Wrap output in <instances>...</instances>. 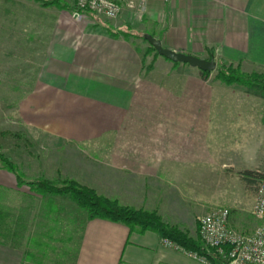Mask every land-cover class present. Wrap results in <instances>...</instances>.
Returning <instances> with one entry per match:
<instances>
[{"label": "crops", "instance_id": "0c3cea01", "mask_svg": "<svg viewBox=\"0 0 264 264\" xmlns=\"http://www.w3.org/2000/svg\"><path fill=\"white\" fill-rule=\"evenodd\" d=\"M59 1L65 7L0 0L2 74L33 84L18 102L25 128L59 148L98 144L106 153L81 158L91 165L79 172L85 183L74 176V159L61 156L49 158L54 168L48 175L27 176L17 166L22 180L73 179L184 228L171 201L184 196L178 182L201 180L203 167L218 171L229 165L218 153V132L252 130L241 99L264 98V90L210 81L199 69L161 56L160 67L145 70L136 44L110 35L99 14L83 11L78 17L86 14L92 23L80 20L74 0ZM138 23L164 47L264 74V0H146ZM104 138L111 142H89ZM259 143L258 160L264 163V142ZM233 164L251 170L241 155ZM21 182L0 162V264H203L152 231L86 220L68 194L36 193Z\"/></svg>", "mask_w": 264, "mask_h": 264}, {"label": "rangeland", "instance_id": "374dc122", "mask_svg": "<svg viewBox=\"0 0 264 264\" xmlns=\"http://www.w3.org/2000/svg\"><path fill=\"white\" fill-rule=\"evenodd\" d=\"M134 2H137V0H134ZM144 14L145 11L141 14V16L139 14L134 15L133 8L128 7L124 3L120 14L116 18L108 19L103 15H100V17H98L99 19L104 21L106 27H110L118 32H127L130 41L136 44V48L141 56L142 67L147 70L152 68V66L154 65L160 67V64L156 62L160 55L156 54L153 50H150L148 48L150 45L146 40L142 38L143 34H150L149 29H147L146 27L141 28L142 25H136L140 24L138 22L141 21V18ZM77 18H80V20H86L87 22L88 20L91 21L86 14L83 18L81 16ZM119 19H121L123 22L120 27L117 26L120 23ZM157 21H163V17H161L159 14ZM163 23L165 24V20L163 21ZM163 23L161 22V24ZM134 25H136L137 31H134L132 29V26ZM119 35L120 37H122L121 34ZM1 56L2 53L0 52V154L4 155L10 161L14 162L16 166L22 169L27 176H34L39 174L48 175V172L52 173L54 168V164H52L53 162L51 163L50 161L52 158H58L60 156L64 158H72L74 159L75 164L70 166L74 168V176L76 179L82 182L83 174H79V172H81V170H83L84 168H87L89 170V167H91V165L80 163L81 158H93L105 155V147H98L99 145L95 144L91 147L83 148L78 144L71 143V145H69V147L67 148H59V144L53 143L51 140L45 139L35 131L25 128L22 125L23 122L21 121L18 113V102L20 101V96L29 91L33 84L31 82L19 83L15 81H9V78L12 79L13 76L7 77L2 74L4 72L3 70H5V65ZM209 57L210 56L207 54L205 58L209 59ZM161 58L170 62L162 56ZM215 62V69L210 71V73L206 77H203L205 79H209L210 81L221 82V80L215 77V75L218 68H220L222 64L228 63L219 61L217 59H215ZM228 65L241 72L238 67H234L232 64ZM170 66V63H165L163 65V68L164 70H168ZM28 70L30 71V68H28ZM27 73L28 75L26 76V78L29 79L32 73ZM233 84L240 85L238 83ZM235 90L238 89L235 88ZM239 90H251L257 92L263 91L258 89H251L244 85H240ZM241 101H243L248 110L249 115L245 116V118L249 117L252 130L238 132H218L219 145H222V148L218 149V153L225 154L224 157H220L222 158L221 161L225 159L224 161L229 165L226 164L224 167L219 166L218 171H213L214 167H203L201 171H198L197 173V176H202L201 180L198 179L178 182L184 196H181L179 199L171 198L172 207H177V209L180 211V217H183L184 228L179 227L178 224H168L177 226L181 230L187 231L189 236L193 238H196L198 236L200 239L198 218L202 214L209 211L210 208L215 206H222L228 209L229 224L237 230L248 232L254 229L259 224V221L252 214V205L255 198V182L251 183V181H248L243 177V175H241V173L245 171V169H237L236 164H233L232 166L230 164L232 161H236L237 157L241 155L242 159H245L247 162L250 161L251 171L264 175V163L262 162L263 159L258 160V145L260 144L259 142H264V131L255 130L257 129V126L264 127V98H261L258 95L254 94L247 96L244 95ZM89 142H111V138H104L103 140ZM227 144H233L235 145V147L232 146L231 149L226 148ZM63 180L60 179L59 181L51 182L59 183ZM74 181L81 184L76 180ZM85 182L88 181H83L82 183ZM173 184H175V182H173ZM81 185L86 186L85 184ZM154 212L158 214L156 211ZM81 215L85 216V213L82 211ZM160 218L162 219L161 216ZM165 223H167V221ZM78 241L79 238L76 234L74 238L75 244H73L71 247H77Z\"/></svg>", "mask_w": 264, "mask_h": 264}, {"label": "trees", "instance_id": "16d2710c", "mask_svg": "<svg viewBox=\"0 0 264 264\" xmlns=\"http://www.w3.org/2000/svg\"><path fill=\"white\" fill-rule=\"evenodd\" d=\"M34 1H39L41 2V5L44 6L54 3L61 8L65 7V5L61 4L59 0ZM85 12L89 11L85 10ZM107 28L108 32L113 37H119V34H121L124 39H129L127 32H118L110 27ZM148 48L156 53L154 48L151 46ZM209 73V71H202V75L204 77H206ZM215 77L227 85L238 83L251 89L264 90V75L245 74L225 63L218 68ZM0 160L4 168L14 173L18 184L23 181V183L28 184L33 191L40 194H68L72 201L75 202L76 206L85 213L86 220L98 218L106 219L112 222H121L132 232L143 233L145 231H152L159 238L168 239L185 251L195 252L199 255H211L203 248L202 242L198 236L193 238L189 236L187 231L181 230L177 226L165 223L154 211L135 209L122 205L117 200L109 199L100 195L94 189L81 185L74 180H63L59 183H55L43 178H38L30 182H24V180H22L21 172L12 161L1 154ZM241 175H243V177L248 181H251V183H254L260 178H264V175L251 170H245L241 173Z\"/></svg>", "mask_w": 264, "mask_h": 264}, {"label": "built area", "instance_id": "2783aa9c", "mask_svg": "<svg viewBox=\"0 0 264 264\" xmlns=\"http://www.w3.org/2000/svg\"><path fill=\"white\" fill-rule=\"evenodd\" d=\"M124 3L133 8L134 15L141 16L145 11L146 0H74V15L78 17L88 10L114 19L120 14ZM254 191L252 214L259 224L248 232L233 228L229 224L228 209L222 206L212 207L198 218L200 241L210 256L185 251L165 238L161 241L187 252L203 264H264V178L255 181Z\"/></svg>", "mask_w": 264, "mask_h": 264}, {"label": "water", "instance_id": "95a60500", "mask_svg": "<svg viewBox=\"0 0 264 264\" xmlns=\"http://www.w3.org/2000/svg\"><path fill=\"white\" fill-rule=\"evenodd\" d=\"M143 38L154 48L156 53L173 63L187 64L201 71H212L215 69L216 62L212 56L209 59L197 57L195 55L176 51L161 44V41L151 34H143Z\"/></svg>", "mask_w": 264, "mask_h": 264}]
</instances>
